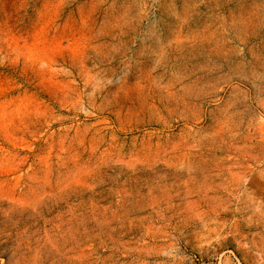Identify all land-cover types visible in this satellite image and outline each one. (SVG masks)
I'll return each instance as SVG.
<instances>
[{
    "label": "rangeland",
    "instance_id": "obj_1",
    "mask_svg": "<svg viewBox=\"0 0 264 264\" xmlns=\"http://www.w3.org/2000/svg\"><path fill=\"white\" fill-rule=\"evenodd\" d=\"M0 264H264V0H0Z\"/></svg>",
    "mask_w": 264,
    "mask_h": 264
},
{
    "label": "trees",
    "instance_id": "obj_2",
    "mask_svg": "<svg viewBox=\"0 0 264 264\" xmlns=\"http://www.w3.org/2000/svg\"><path fill=\"white\" fill-rule=\"evenodd\" d=\"M1 256V255H0ZM1 258V257H0Z\"/></svg>",
    "mask_w": 264,
    "mask_h": 264
}]
</instances>
